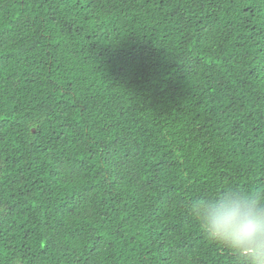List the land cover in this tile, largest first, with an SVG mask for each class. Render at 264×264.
I'll return each mask as SVG.
<instances>
[{
	"label": "trees",
	"instance_id": "trees-1",
	"mask_svg": "<svg viewBox=\"0 0 264 264\" xmlns=\"http://www.w3.org/2000/svg\"><path fill=\"white\" fill-rule=\"evenodd\" d=\"M225 185L264 186V0H0V264H243L188 212Z\"/></svg>",
	"mask_w": 264,
	"mask_h": 264
},
{
	"label": "clouds",
	"instance_id": "clouds-1",
	"mask_svg": "<svg viewBox=\"0 0 264 264\" xmlns=\"http://www.w3.org/2000/svg\"><path fill=\"white\" fill-rule=\"evenodd\" d=\"M188 212L210 240L243 264H264V186L225 185L214 196L194 199Z\"/></svg>",
	"mask_w": 264,
	"mask_h": 264
},
{
	"label": "water",
	"instance_id": "water-1",
	"mask_svg": "<svg viewBox=\"0 0 264 264\" xmlns=\"http://www.w3.org/2000/svg\"><path fill=\"white\" fill-rule=\"evenodd\" d=\"M35 132V131H34Z\"/></svg>",
	"mask_w": 264,
	"mask_h": 264
}]
</instances>
